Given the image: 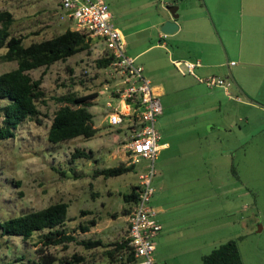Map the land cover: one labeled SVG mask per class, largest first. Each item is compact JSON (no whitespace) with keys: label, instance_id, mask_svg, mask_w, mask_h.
Returning <instances> with one entry per match:
<instances>
[{"label":"rangeland","instance_id":"374dc122","mask_svg":"<svg viewBox=\"0 0 264 264\" xmlns=\"http://www.w3.org/2000/svg\"><path fill=\"white\" fill-rule=\"evenodd\" d=\"M123 1L104 0L110 10ZM4 10L13 14L11 32L22 36L25 45L50 39L67 28L73 30L69 21L59 20L57 0H0V11ZM204 10L211 27L214 25L213 31L226 58L223 41L209 10L206 6ZM91 39L89 52L29 72L33 79L42 78L46 101L38 104L39 122H25L14 140L0 142V223L61 201L69 205L66 230L74 233L77 240L101 238L104 242H114L121 233L119 227L124 229L125 217L121 211L129 205L124 203L122 195L137 185L142 166L108 179L93 174L96 169L127 165L122 148L129 135L123 126L111 128L107 123L106 104H117L110 95L122 86L112 65L105 69L97 67L96 61L108 57V53L99 39ZM169 50L170 57H179L170 44ZM154 54L158 53L148 52L144 58ZM158 65L150 64L147 70L154 72L151 74L165 88L159 97L163 114L156 119L155 128L158 146L165 143L169 149H160L157 153L152 187L163 177L172 195L193 197L190 204L191 197L185 198L188 206L183 209L197 211L196 223L193 218L194 251L187 264H202L203 255L230 240L237 242L243 264H264V113L255 109L232 112L233 103L221 89L210 90L203 83L193 84L183 64L181 69L186 78L176 77L174 73L179 75L178 71L166 60ZM241 67L246 69L248 80L261 83L263 70L254 65ZM15 68L16 63L0 60V74ZM228 82L230 92H236L246 102L232 82ZM211 91L217 95H211ZM67 93L97 94L89 111L98 131L91 140L77 138L52 146L46 135L59 107L53 98ZM217 97L221 104L213 100ZM248 97L264 108V103ZM233 115H236V125L230 131L228 124ZM238 126H243L242 132ZM76 150L90 152V157L74 158ZM91 218L100 222L90 229L91 233L82 234L80 226H86ZM48 251L59 259L86 254L76 243L68 244L65 249L50 247ZM93 258V264H111L101 253H95ZM0 264L39 263L30 240L1 236L0 232Z\"/></svg>","mask_w":264,"mask_h":264},{"label":"crops","instance_id":"0c3cea01","mask_svg":"<svg viewBox=\"0 0 264 264\" xmlns=\"http://www.w3.org/2000/svg\"><path fill=\"white\" fill-rule=\"evenodd\" d=\"M203 1L223 41L226 58L222 54L201 0H124L113 5L112 10L105 3L112 14L116 28L123 37L126 56L142 68L143 75L150 84L153 81L154 85L151 86L158 97L164 93V85L154 76L155 74H151L154 72L147 70V67L150 64L159 66L158 63L166 60L170 67L173 66L178 71L179 75L171 68L174 75L180 78H186V75L185 72H179L177 63H181L182 66L185 62H199L200 66L194 69L193 74L189 73L193 84L196 82L202 84L200 80L209 77L229 81L228 72H230L248 96L264 103V75L260 84H254L248 80V77L246 78V69L241 67L254 65L264 72V0ZM183 5L185 9H182ZM166 21H173L177 26V30L170 35L160 32L162 24ZM169 44L174 52L178 51L177 59L170 57ZM154 51L158 54H154L149 59L144 58L148 52ZM234 60H238V63H234ZM163 75L167 79L166 75ZM214 88L221 89L222 93L229 97L233 103L232 112L245 113L255 109L264 113V108L252 106L247 101L243 102L239 95L230 92L229 88L228 94L222 87ZM211 95L217 94L211 91ZM213 100L221 104L219 97ZM235 117L233 115V119L228 124L230 131L235 128ZM237 129L242 132L244 128L238 126ZM160 149L166 151L169 147L164 143ZM158 179L150 203L161 226V231L154 241V263L187 264L194 251L193 218L195 217L196 223L197 211L183 209L188 206L185 198L191 197L190 204L193 197L187 194H184V197L180 194L172 195L166 188L163 177ZM127 227L128 219L125 216L124 229L119 227L121 233L116 240L126 238L123 236L127 235Z\"/></svg>","mask_w":264,"mask_h":264},{"label":"trees","instance_id":"16d2710c","mask_svg":"<svg viewBox=\"0 0 264 264\" xmlns=\"http://www.w3.org/2000/svg\"><path fill=\"white\" fill-rule=\"evenodd\" d=\"M176 8V7H175ZM14 23L13 14L0 11V60L14 62L16 68L0 74V142L14 140L16 132L25 122L38 120V104L45 103V94L41 88L42 78L33 79L29 72L40 68H49L57 62L91 49V38L84 31L65 29L61 34L25 45L22 36L11 32ZM108 55V54H107ZM112 56L102 57L96 61L99 69L112 65ZM97 94L78 96L67 93L56 98L59 105L49 125L46 139L52 146L77 138L91 140L98 129L94 127L93 114L89 111L91 102ZM120 131V130H119ZM90 152L76 150L73 157L89 158ZM134 170V167L119 164L115 167L96 169L95 177L104 179L119 177ZM138 197L137 185L122 195L129 208L121 211L122 216H129L132 205ZM69 205L56 202L40 210L31 211L11 217L0 223L1 236H17L23 241L30 240L39 264H93L95 253L108 257L111 264H133V254L127 238L115 242L102 239L77 240L74 233H68L66 224ZM83 214L86 212H82ZM112 218L116 216L112 215ZM100 220L91 218L86 226H80L82 234L95 227ZM70 243L80 245L86 254L72 255L70 259L56 258L48 249L50 247L67 248ZM87 256L90 258L86 259ZM202 264H243L237 242L227 241L201 257Z\"/></svg>","mask_w":264,"mask_h":264},{"label":"built area","instance_id":"2783aa9c","mask_svg":"<svg viewBox=\"0 0 264 264\" xmlns=\"http://www.w3.org/2000/svg\"><path fill=\"white\" fill-rule=\"evenodd\" d=\"M59 20H67L73 30L84 31L90 38L99 39L114 61L122 88L111 92L116 105L107 102V123L111 128L123 126L128 135L122 151L125 162L134 168L142 166L138 175V197L128 216L126 238L133 254V264H155V238L161 231L156 212L151 207L154 193L152 180L155 175L154 161L160 146L155 128L156 119L162 114L159 97L144 77L141 67L125 54V43L116 28L112 14L103 0H57ZM234 64V63H232ZM185 69L193 74L199 62H185ZM179 72L181 63L176 64ZM208 88L222 87L228 94L231 85L226 79L209 77L200 80Z\"/></svg>","mask_w":264,"mask_h":264},{"label":"water","instance_id":"95a60500","mask_svg":"<svg viewBox=\"0 0 264 264\" xmlns=\"http://www.w3.org/2000/svg\"><path fill=\"white\" fill-rule=\"evenodd\" d=\"M201 3L203 4V7L205 8L204 2L203 0H201ZM176 9V8H175ZM211 21V20H210ZM212 24V21H211ZM212 28L213 30H215L214 25L212 24ZM177 30V26L173 21H166L164 24H162L161 28H160V32L164 35H170L172 33H174ZM217 35V34H216ZM218 37V35H217ZM219 39V38H218ZM222 45V44H221ZM228 79L232 82L233 86L237 89V91L239 92V94L247 101L259 106V104L257 102L252 101L247 94L240 88V86L238 85V83L235 81L234 77L232 76V74L230 72H228Z\"/></svg>","mask_w":264,"mask_h":264}]
</instances>
